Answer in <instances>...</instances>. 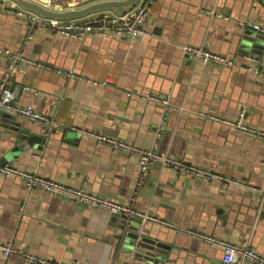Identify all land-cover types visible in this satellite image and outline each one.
I'll list each match as a JSON object with an SVG mask.
<instances>
[{
  "label": "crops",
  "instance_id": "crops-1",
  "mask_svg": "<svg viewBox=\"0 0 264 264\" xmlns=\"http://www.w3.org/2000/svg\"><path fill=\"white\" fill-rule=\"evenodd\" d=\"M67 1L61 0L65 8ZM255 24L264 26V0H153L143 25L148 34L139 38L93 34L80 40L48 24L29 26L15 13L0 10V46L80 75L20 65L13 80L20 102L52 124L1 114L0 161L21 142L20 130L44 135L41 149L35 144L6 164L175 226L142 219L148 234L170 241L171 248L163 262L133 257L115 236L116 217L125 213L29 189L16 176L0 175V242L67 264H225L221 247L186 232L193 229L236 243L249 241L264 254V199L258 193L158 162L141 178L136 157L81 132L104 133L144 148L158 142L160 151L188 163L264 186V142L203 116L238 119L245 111L247 123L264 129V39L256 54L240 52V35ZM31 31L34 36L25 44ZM256 35L264 38V32ZM187 43L204 45L233 64H202L182 53ZM6 65L0 56V80ZM23 85L33 90L22 94ZM150 92L169 96V105L147 98ZM0 264L35 263L16 254L5 258L0 251Z\"/></svg>",
  "mask_w": 264,
  "mask_h": 264
},
{
  "label": "built area",
  "instance_id": "built-area-1",
  "mask_svg": "<svg viewBox=\"0 0 264 264\" xmlns=\"http://www.w3.org/2000/svg\"><path fill=\"white\" fill-rule=\"evenodd\" d=\"M43 5L51 9H64L61 0H37ZM98 0H69L66 8L81 7ZM153 0H140L133 8L124 13H116L112 10H104L97 13L87 15L79 19L72 20H55L45 19L21 8L13 0H0V10L15 13L17 16L24 18L29 24L45 25L48 24L54 31L71 36L76 39L83 40L89 35H99L101 37H131L139 38L148 34L144 28V21L149 15V7ZM215 11L211 12L214 16ZM226 20L232 19L230 16L218 14ZM41 27V26H40ZM254 27L264 32V26L255 24ZM34 36L33 31L29 32L25 44ZM184 55L197 59L202 64H213L220 66H229L233 64L229 57L214 53L204 45L184 44L181 46ZM0 56L7 59L6 69L0 80V115L9 114L23 117L32 122H41L44 124H52L51 119L42 112L33 108L30 104H22L17 93V89L13 85L14 76L22 63L28 62L37 64L43 68L54 70L55 72L67 77L79 78L80 75L74 69H65L62 67H53L43 62H38L28 57L23 51H13L7 47L0 46ZM253 67H250L252 69ZM29 85H23L20 88L22 94L32 91ZM36 93H38L36 91ZM132 93H129L131 95ZM150 100L158 103L169 105V96L157 93H146ZM240 113L238 119H228L214 113L203 115L209 119L220 121L230 126L234 131L240 134L260 139L264 142V129L252 126L244 120V113ZM81 132L94 137L96 140L112 147L115 150L123 151L137 158L141 170V178L145 177L154 163H159L163 167H172L179 173L209 180H219L225 186H239L250 191H254L264 199V186H257L234 176L221 174L211 169L199 165L188 163L183 159L172 156L167 151H160L158 142L150 148H144L129 143L124 139L110 136L104 133L81 129ZM159 135V132L157 133ZM261 173L264 180V158L260 162ZM0 175L16 176L22 180L29 189H43L44 191L64 197L71 201L84 203L92 208H102L112 213H125L128 217L139 216L144 221H153L167 227H175L171 221L159 218L148 212H140L134 210L131 206L120 204L108 197L98 195L87 191L78 186H68L57 182L53 179L44 177L35 171L29 169H20L10 164L0 166ZM187 233L194 235L210 245H216L223 250L222 260L225 264H264V254L250 245L249 241L236 243L231 240L219 237L214 234L205 233L193 229H187ZM0 251L5 258L16 254L23 257L26 261L35 264H67L47 259L25 249L24 247H16L10 242H0Z\"/></svg>",
  "mask_w": 264,
  "mask_h": 264
},
{
  "label": "water",
  "instance_id": "water-1",
  "mask_svg": "<svg viewBox=\"0 0 264 264\" xmlns=\"http://www.w3.org/2000/svg\"><path fill=\"white\" fill-rule=\"evenodd\" d=\"M21 8L36 13L45 19L55 20H72L85 17L87 15L97 13L104 10H112L116 13H124L136 6L140 0H98L81 7H69L64 9H51L43 5L37 0H13ZM259 32L254 26L245 27L244 32L240 35L241 54H256L259 52L260 40L264 39L256 35ZM22 138L21 142L14 144L10 150L1 157L0 163L5 165L11 158H18L19 153L33 147L37 144L38 148H42V144L46 141V137L41 134L30 135V130H20ZM29 135V137H26ZM116 238L118 246H122L125 252L135 256L145 257L150 261H164L165 256L171 248L170 241L164 238L161 240L148 234V227L143 224L142 218L138 216H117ZM151 233V232H150ZM165 233V232H164ZM156 234V233H154ZM167 235V234H166Z\"/></svg>",
  "mask_w": 264,
  "mask_h": 264
}]
</instances>
